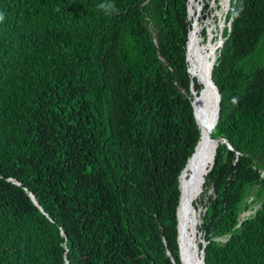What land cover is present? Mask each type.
<instances>
[{"label":"trees","instance_id":"16d2710c","mask_svg":"<svg viewBox=\"0 0 264 264\" xmlns=\"http://www.w3.org/2000/svg\"><path fill=\"white\" fill-rule=\"evenodd\" d=\"M187 6L0 0V264H180L203 87ZM226 21L211 132L226 142L194 207L204 264H264V0H231Z\"/></svg>","mask_w":264,"mask_h":264},{"label":"bare ground","instance_id":"6f19581e","mask_svg":"<svg viewBox=\"0 0 264 264\" xmlns=\"http://www.w3.org/2000/svg\"><path fill=\"white\" fill-rule=\"evenodd\" d=\"M189 1V15L191 17L195 14V9L193 8V0ZM201 29V24L199 23L198 19H195L192 22L189 30L187 45L188 49L186 50L187 57L191 65L189 71L191 75L198 78L203 87L199 97L195 98V111L200 126V131L202 133L196 151L192 155L193 157H191V161L189 160L187 163L190 167V176L189 180L187 181L188 184L186 183L187 186L185 185L186 188L184 187L185 190L183 189L184 192L182 191L183 194H181L182 197L180 198L178 208L179 240L181 239L180 244L182 243V255L184 256L185 254L188 255V248L190 252L194 250L199 251L197 240V212L196 209L192 207V205H194V201L199 197L202 191L205 175L208 173V170L211 168V165L214 161L217 144V142L211 139L209 136V130L212 122H210V120H208L206 117L204 110V100L208 94L213 93L214 95L215 93L209 77V68L216 58V48L219 47L221 41L219 38L212 40V27H208L206 32L207 37L205 36L204 38L201 36ZM185 168L186 166L184 167L183 172H185ZM200 261L201 259L198 258V262Z\"/></svg>","mask_w":264,"mask_h":264},{"label":"water","instance_id":"95a60500","mask_svg":"<svg viewBox=\"0 0 264 264\" xmlns=\"http://www.w3.org/2000/svg\"><path fill=\"white\" fill-rule=\"evenodd\" d=\"M189 1V0H188ZM189 9H190V5L188 4V6H187V11H188V15H189ZM189 18H190V15H189ZM197 18V17H196ZM195 18V19H196ZM229 28H230V22H229ZM222 32H223V29H221V31H220V33H219V35H218V38H219V40L221 41V44L219 45V47H218V50H217V54H216V57H217V55L220 53V51H221V48H222V46H223V43H224V40H225V38L226 37H224L223 35H222ZM187 45H188V41H187ZM188 47V46H187ZM188 49V48H187ZM215 61H216V58H215V60L213 61V63L211 64V66H210V68H209V77H210V81H211V84H212V87H213V89H214V95H213V93L212 94H208V96H206V98H205V100H204V110H205V114H206V117H207V119L208 120H210V122H212L211 124V127H210V133H209V136H210V138L211 139H213V140H215L216 142H217V144H216V147H217V145H218V143L219 142H226V139L225 138H223V137H221V136H218V137H212V135H211V132H212V130H213V128H214V126L216 125V123H217V120H218V117H219V109H220V99H221V94H220V92H219V89H218V87H217V85L215 84V82H214V80H213V78H212V69H213V65H214V63H215ZM188 71H189V69H188ZM189 73H190V71H189ZM190 75H191V73H190ZM191 78L193 79L194 78V76L193 75H191ZM197 79V81L198 82H200L199 80H198V78H196ZM201 83V82H200ZM202 84V83H201ZM201 91H202V89L200 90V92H199V94L201 93ZM191 92H192V94H193V100H192V106H193V113H194V116H195V120H196V123L198 124V126H199V123H198V119H197V116H196V111H195V98L196 97H199V94H197V92L192 88L191 89ZM214 96V97H213ZM199 128H200V126H199ZM212 128V129H211ZM201 131H200V137H201ZM199 140H200V138H199ZM199 140H198V142H197V144H196V146H195V149H194V152L196 151V148H197V146H198V143H199ZM227 144H228V146L231 148V145L227 142ZM194 152H193V154H194ZM216 152V151H215ZM192 154V155H193ZM191 155V156H192ZM190 156V157H191ZM189 160V159H188ZM188 162V161H187ZM187 164V163H186ZM212 165H213V163H212ZM212 165H211V167H212ZM209 170H210V168H209ZM208 170V171H209ZM183 171V170H182ZM182 175V172H181V174H180V176ZM180 176H179V181H180ZM180 189H181V181H180ZM181 193H182V191H181ZM181 193H180V198H181ZM29 195H30V197L32 198V200L34 201V203L36 204V205H39L38 204V202H37V200L34 198V195L32 194V193H29ZM180 202V201H179ZM192 207L195 209V207H194V205H192ZM178 208H179V205H178ZM178 208H177V220H178V223H177V228H178V244H179V256H180V264H204V246H205V243H202V247H201V249L199 248V251L198 250H194V251H192V252H190V250H189V248H188V255L187 254H185V256L184 255H182V248H181V244H180V240H179V218H178ZM169 253V252H168ZM198 253H199V256H198ZM198 258H200L201 259V261L200 262H198ZM173 260V259H172ZM173 264H176L175 262H174V260H173Z\"/></svg>","mask_w":264,"mask_h":264},{"label":"rangeland","instance_id":"374dc122","mask_svg":"<svg viewBox=\"0 0 264 264\" xmlns=\"http://www.w3.org/2000/svg\"><path fill=\"white\" fill-rule=\"evenodd\" d=\"M205 1L209 3V8L207 10L203 11V5L205 4ZM193 3H194L193 8L195 9V14L190 17L192 19V22L197 17L196 19H198L202 28L206 27L208 29V27H212V29H213L212 40H215L216 38H218V35H219L221 29H224L225 26L229 25V22L226 21V15L230 9L231 0H193ZM188 4L190 5V1H188ZM225 5H226V7H225ZM201 36L203 37L202 34H201ZM205 36L207 37V34ZM217 46H218V44H217ZM187 60H188V57H187ZM188 65H189V67H188V69H189L191 67L189 60H188ZM197 199L194 202H196ZM201 209H202V207L200 205L196 209V212H197V214H196L197 215V240H198V243L199 242L205 243L203 240L202 234L198 229V225L200 223L199 222V213H200ZM251 212H253V211L246 212V213L242 214V216L248 215Z\"/></svg>","mask_w":264,"mask_h":264},{"label":"clouds","instance_id":"9594fccd","mask_svg":"<svg viewBox=\"0 0 264 264\" xmlns=\"http://www.w3.org/2000/svg\"><path fill=\"white\" fill-rule=\"evenodd\" d=\"M98 7L108 13L116 11L115 5L111 3H101L98 5ZM4 18H5L4 15L0 14V22H2Z\"/></svg>","mask_w":264,"mask_h":264}]
</instances>
